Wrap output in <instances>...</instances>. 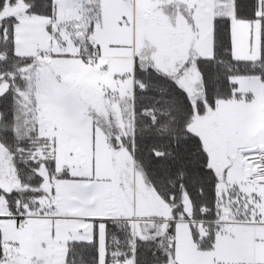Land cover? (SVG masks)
<instances>
[{"label":"snow or ice","instance_id":"obj_1","mask_svg":"<svg viewBox=\"0 0 264 264\" xmlns=\"http://www.w3.org/2000/svg\"><path fill=\"white\" fill-rule=\"evenodd\" d=\"M0 264H264V0H0Z\"/></svg>","mask_w":264,"mask_h":264}]
</instances>
